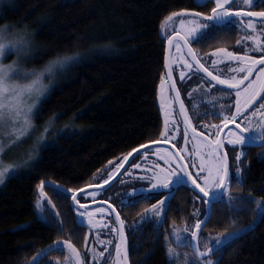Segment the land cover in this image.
Listing matches in <instances>:
<instances>
[{
	"label": "trees",
	"instance_id": "16d2710c",
	"mask_svg": "<svg viewBox=\"0 0 264 264\" xmlns=\"http://www.w3.org/2000/svg\"><path fill=\"white\" fill-rule=\"evenodd\" d=\"M212 7V0L202 4L196 0H12L2 7L0 19L28 23L35 30L42 45L36 60L64 47L82 53L96 49V53L73 65L41 103L36 124L41 127L55 120L54 134L32 168L11 176L0 189V264L30 260L34 253L65 239L84 251L88 230L77 225L71 196L50 193L63 225L58 230L49 214L50 224L38 218L37 184L45 181L84 189L94 185V177L110 162L124 158L133 148L161 141L157 96L161 76H166L167 44L160 26L170 12L191 9L209 14ZM216 36L214 43H201L206 45L204 52L232 48L237 31L226 27ZM62 128L66 131L60 132ZM262 154L264 147L249 152L242 180L232 182L230 195L264 200ZM161 195L127 206L112 205L121 219L132 221ZM196 195L192 186L174 190L164 222L159 226L149 222L130 237V264H169L170 229L190 221ZM258 211L250 200L243 202L242 210L226 202L211 205L204 232L244 229L221 253H215L218 264H264V209ZM56 255L63 253L51 251L39 264H51Z\"/></svg>",
	"mask_w": 264,
	"mask_h": 264
},
{
	"label": "snow or ice",
	"instance_id": "6c2138e0",
	"mask_svg": "<svg viewBox=\"0 0 264 264\" xmlns=\"http://www.w3.org/2000/svg\"><path fill=\"white\" fill-rule=\"evenodd\" d=\"M254 0H243L244 5H252ZM193 10L191 9H180V13H188ZM197 16L206 17V22L201 23L198 20H190L187 23L189 27H184L186 21L180 20V27L172 32L171 35L167 37L168 42L171 44L176 39L175 47L177 50L184 49L186 52L184 55L190 58L194 62L195 66L199 69H203L208 76L212 78L213 81H218L220 85H228V93L232 91L235 92V110L228 108L226 111H213L211 115L215 117H222L219 124L204 125L206 129L209 130L210 136L205 138L204 132H198L197 127H192L191 121L188 118L187 112L184 111L183 102L179 99V93L177 92L176 83L170 84V90L176 93L174 99L180 103V111L184 117L185 125V137L187 138V130L190 128L192 133V138L194 141L193 148L196 157L199 158V164L193 162L189 165L185 161V157L177 153L162 152L159 153V159L163 163H156L154 167L149 169L148 175L135 174V178L139 180L148 181L147 189L144 187H138L135 189H130L129 192L139 194L137 200L140 198L150 199L159 192H164L165 195H161L158 200L153 204H149L147 209H142L143 215L140 217L142 221H147L149 219V213H151L156 219V224L159 226L164 222L168 206L171 202V196L174 194V190L180 186L191 187L194 186L193 190L198 189L196 199L202 200L206 205L203 213V222L206 223L207 219L211 214V205L217 202H226L231 207L236 210H242V205L245 200L254 201L257 207H264V200L256 199L251 196H236L233 197L229 194V181L235 179L236 182H241L240 168L235 169V173L230 175V168L228 165V154L226 152L222 153L221 149L224 147L222 143V137L220 135L221 126L229 123H235L238 117L244 113L242 119L245 121L244 126L241 124H236L235 129L229 130L228 144L233 145V151L235 157L239 160L240 156L243 154L241 150H237L235 146H242L246 148L249 143L260 141L264 142V67H261L259 71L255 74L254 79H250L253 68H255L261 62H264V55H248V49L246 48L243 53L229 51L227 48L218 47L212 49L213 54H222L225 60L238 61V66L236 71L241 73V75H232L229 78H222L220 75H213L211 71L198 58V53L193 48V44L200 43L205 40H210L213 36L214 31L220 27L230 26L236 21L244 16L251 17H264V9L260 11L246 12L244 8H233L229 3V0H215V6L211 9V14L207 13H197ZM175 12H170L164 17L165 21L170 18L175 17ZM246 27L253 29L255 31L254 22L251 19L246 21ZM247 39L253 41L255 47L258 51L264 52V41H261L258 36L252 35L247 37ZM72 56H77L78 53L71 54ZM213 63H216L213 60ZM169 66V58L167 49L165 50V67ZM192 65L186 59L184 60V67L189 68ZM168 80H172V71L168 72ZM180 76H184V72H180ZM32 87V85L21 86L16 88L11 94L6 95V90L0 89V129L9 128L11 132L16 135H22L31 126V114L33 104H29L25 101L26 92ZM257 96L260 97V109L257 110L255 107L250 109L249 112L245 113V109L252 104L253 100H256ZM160 108L165 116V128L172 119L170 111L166 110V106L170 107V101L167 98L165 91V79L161 76L160 89ZM207 115L208 113H204ZM253 117L257 119L254 120ZM215 129V131H212ZM46 131V129H45ZM66 129H60V132H64ZM161 136L164 135L162 131ZM7 135V133H6ZM38 140H43V134L37 137ZM11 143V138L9 139ZM139 147H143L142 145ZM5 149V145L0 141V153ZM207 149V151L202 150ZM136 149L133 148L131 152L124 154V159L135 152ZM139 155V153H137ZM264 155V154H262ZM144 156H148L147 150L144 152ZM32 158V148L27 150L26 155L23 159L17 160L16 163H3L0 160V181L5 179V174L9 170H15L19 167H26L28 165V160ZM143 164H132L131 169L142 168ZM190 168H194L195 172L191 171ZM130 169V171H131ZM118 170V169H117ZM115 175V171L109 174L108 178L101 179L100 184L106 185L108 181L112 179ZM50 187L55 195L61 198H67L71 196L72 201L75 205L79 206L78 213L76 215V223L78 226H85V220L88 225L94 224L93 213L94 212H104L105 209L87 207V200L85 197H90L94 199L97 192L100 191L99 188L92 190L90 192L83 191L81 188L65 189L58 184L52 182L40 181L37 184V189L39 190V197L36 200V208L41 210L38 212V218L46 223H51L48 217L43 215V209L51 205L48 209L51 220L56 221V227L61 230L63 225L57 219L59 213H54L52 209L55 205L52 203L50 198L47 199V203H42V199L47 197V193L44 192V186ZM79 194V198H78ZM202 194V195H201ZM137 200L129 198L126 193L121 200L122 206H127L129 203H136ZM84 201V202H82ZM233 201H240L241 203L235 204ZM105 204L108 203L107 200L104 201ZM115 211V207L112 208ZM114 224L118 223L119 228L113 227L112 231L118 233V239L115 240V256L109 257V264H128L127 249L125 244V232H124V220L121 219L120 213L116 212ZM201 219L195 220V225L191 231V237L189 238L185 235L189 229L186 227L182 231L173 227L172 238L174 243L179 246H187L194 249V254L197 257L196 261H190L188 259V254H183L184 258L181 259L179 253L172 247L171 243L167 244V255L169 259V264H200V258L205 254L211 257L212 253H221L224 246L236 237L237 231L243 232L244 229L234 230L233 232H228L224 229L222 232L215 234L216 238L212 241L211 245L205 242L203 250L196 245L195 241L197 238L196 228L201 226ZM250 226H245L249 228ZM87 237V233L85 234ZM167 242V236L165 237ZM112 243V241H109ZM67 249V256L65 258V264H82L81 254L78 251L76 245L72 243L71 240L65 239L61 242H55L52 245L39 250L38 253H34L30 260L19 261V264H39V260L42 256L47 254L52 250H63ZM203 264H218L217 261L212 259H204Z\"/></svg>",
	"mask_w": 264,
	"mask_h": 264
},
{
	"label": "rangeland",
	"instance_id": "374dc122",
	"mask_svg": "<svg viewBox=\"0 0 264 264\" xmlns=\"http://www.w3.org/2000/svg\"><path fill=\"white\" fill-rule=\"evenodd\" d=\"M11 1L12 0H0V12H1L2 7L5 4L10 3ZM196 1L202 4V3L207 2L208 0H196ZM229 3L231 4L233 8H244L246 12L260 11L264 9V0H254V3L252 5H247V6L243 4V0H229ZM212 4L214 7L215 0H212ZM197 13L199 12H196V11H191L188 13L177 12L175 17L170 18L168 21L164 20L160 26V36L164 39L165 43L166 44L169 43L167 40V37L171 35L173 31H175L177 28L180 27L181 19L186 21L184 25L185 28L190 26L187 23V21H190V20H198L201 23L206 22V17L197 16L196 15ZM210 14L211 12L209 13V15ZM248 19L253 20L255 31H253V29H249L246 27V21ZM227 27L237 31V39H236V42L232 44L233 45L232 48L231 47L230 48L224 47V48H227L229 51L240 52V53H243L245 49L247 48L248 55L250 56L251 55H264V52H260L257 50L253 41L247 39V37L249 36L256 35L259 37L261 41H264V17L244 16L238 19L236 23L230 26H227ZM206 41L207 40H205L204 42ZM176 42L173 44V47H172L171 63H172V71H173L174 76L176 77V81L178 84L177 87H179V93H180V96H181V99L184 105V111L187 112V115H188L189 120L191 121L192 127H197L198 132H204L205 138H208L210 136V132L208 129L204 127V125L219 124L220 120L222 119V117H215L211 115V113L213 111L222 110V106H223V110L225 111L228 108L234 111L235 110V99H236L235 92H231V93L221 92L217 90L215 87H213L207 81L203 79L201 80L197 76H195L193 65L191 61L189 60V57L184 55L186 50L184 49L177 50L175 47ZM202 42L193 44V46L195 47L194 49L198 48L199 50L204 51L203 48L206 45L205 46L203 44L201 45ZM211 50L209 49L206 52L209 53L211 52ZM95 53H96V49L95 50L90 49V51L87 53L80 52L81 54L80 58L74 65H76L77 63L85 59V57L87 56L90 57L91 54H95ZM205 56L207 57V55ZM211 56H214V60L216 61V63L208 62L206 61V59L204 60L201 56H200V59H201V62L213 73V75H220L222 78H229L232 75H237V76L241 75V73L236 71V68L239 63L238 61L225 60L223 58V55L219 53L213 54L212 52ZM186 59L192 65L189 68L184 67V60ZM211 66H213L214 68L213 69L210 68ZM182 71L184 72L183 77L180 76V72ZM164 79H165V91L167 94V98L170 101V107L166 106V110L170 111L172 119L168 125V128L166 129L165 128V116L160 108L162 122H163L162 131L164 132V135L161 136V142L174 145L179 150L180 154L185 157V162H187L189 165H191L193 162H195L196 164H199L198 157H196L195 160L193 159L195 157V151L193 148L194 141L192 138V134L187 130V138L185 137V127L181 120L179 110L177 107V103H176V100L174 99L173 92L170 90V85H169L167 76H164ZM54 87L51 88L43 96H41L39 100L37 101V103L33 105L32 114H31V126L28 128L26 132H24L22 135L16 136L11 132V129L9 128L0 129V141H2L5 145L4 151L0 153V160H2L3 163L5 164L16 163L17 160L24 158L29 148H32V158L28 160L29 166H26V167L22 166L15 170H9V172L5 174V179L3 181H0V189L3 187L5 181L11 176L21 175L22 173L29 171L32 168L33 163L36 161V159H38V156L41 150L44 147H46L48 142L51 140L50 134L51 135L54 134L55 120L48 121L41 127L37 126L35 120H36V115L40 108L41 103L50 95ZM159 89H160V85H159ZM159 89H158L157 99H158V104L160 107L161 101L159 98ZM254 107L255 109L259 110L260 104L259 103L254 104V100H253L252 104H250L248 108L245 109V113L249 112V110L253 109ZM204 113H208V114L205 115ZM243 116H244V113L241 114V117L237 118L235 123L236 124L238 123L244 126L245 121L242 119ZM253 119L256 120L257 118L253 117ZM226 125L221 126V131ZM212 131H215V129H212ZM41 134H43L44 139L38 140L37 137H39ZM228 136H229V131L225 135L224 144H225L226 152L230 160L229 161L230 175L235 173L236 168H240L241 169L240 177L242 180V173L245 168V164L243 161L244 147L235 146L237 150H241L243 152L239 160H237L235 157V153L233 151L234 146L228 144V139H227ZM10 138H11V143H9ZM203 151H207V149H203L202 154H203ZM162 152L173 153L167 147L153 148L150 151H148L147 157H145L144 153H142L141 156L137 157L132 162V164H143L142 168L131 169V165H132L131 164L128 167V169L125 171L124 175L117 181V183L114 186H112L111 190L98 191L94 199L90 197H85V200H87V204L107 200L110 204H114L115 206L119 207L121 205V200L123 199L126 193L129 195L130 199L137 200V197L139 196V194L137 193L134 195L133 193H130L129 190L135 189L138 187H144L145 189H147L148 181L136 179L135 174L148 175L149 169L151 167H154L156 163L162 164L163 161L159 159V153H162ZM125 161L126 159L121 158L119 160L112 161L108 165H106L94 177V185H101L100 180L101 179L106 180L109 174L112 173L113 171H115V175H116L119 172L122 165L125 163ZM190 170L195 172L194 168H190ZM115 175H113L112 178ZM233 181L236 182L235 179H231L229 181L228 192H230L229 190H230V187ZM236 183H240V182H236ZM44 192L47 193V197L43 198L41 202L46 204L47 199L48 198L51 199L50 193L53 191L50 187H47L45 185ZM161 194L165 195L164 192H159L158 194L154 195L150 199L140 198L137 200V202L142 201V200L144 201L153 200L155 198H158L159 195ZM38 197H39V190L37 192L36 200ZM194 201H195V205H194L193 213L191 216L192 218L190 219V221L180 226H172L169 232V236H170L169 243H171L172 247L176 250V252L180 254L181 259L184 258L183 254L187 253L188 259L193 262L196 261L197 259V257L194 254V249L191 247H187V246L178 247L174 243L173 238H172L173 227L181 231L187 227L189 231L185 235H187L190 238L191 231L195 225V220L201 219L202 221L201 226L195 229L197 232V238H196L195 243L201 249V251L203 250L205 242L211 245L212 241L216 238L215 233L214 234L208 233L202 230V226L204 224L203 213L206 208V205L204 204L202 200L195 198ZM129 204H133V203H129ZM49 208H51V205H48L47 208L42 210L43 215L45 217H47V215L49 214V211H48ZM95 208L105 209V211L102 213L101 212L93 213V219H94L93 225H88L87 221L85 220V227L88 230V235H87L84 251H81L79 249L78 251L81 254L82 264H109V257L115 256V240L118 239V233L113 232L112 229L113 227H116V228L118 227L116 224L113 223L115 220L113 218L111 211L108 208L103 207V206H99ZM263 209H264L263 207H259L258 212L261 214L263 212ZM39 211L41 210L37 209V213ZM52 211L54 213H57L55 208L52 209ZM77 213H78V210H76V215ZM142 215H143V212L140 213V215H138L137 218L132 221L128 220L125 217L122 218L124 220V231L126 235L128 251H129L130 237L134 235V233L139 228L143 227V225L149 222H151L154 225H157L156 224L157 218H155L151 213H149V219L147 221L141 220L140 217ZM240 233L242 232L237 231L236 236H238ZM109 241H112V243H109ZM60 242L62 243V241ZM52 251L62 252L63 256L60 257L59 255H56V257H54L51 260V264H65V258L67 256V249L66 248L63 250L54 249ZM47 254L42 256L40 260L43 259ZM214 255H215V252L211 254V257H209L208 254H205L203 257L200 258V264H203L204 259L210 258L213 261H215ZM128 256H129V253H128Z\"/></svg>",
	"mask_w": 264,
	"mask_h": 264
},
{
	"label": "clouds",
	"instance_id": "9594fccd",
	"mask_svg": "<svg viewBox=\"0 0 264 264\" xmlns=\"http://www.w3.org/2000/svg\"><path fill=\"white\" fill-rule=\"evenodd\" d=\"M42 45L28 23L0 19V89L11 94L16 88L32 85L25 101L36 104L78 61L80 52L69 47L34 59ZM78 53L77 56L71 54Z\"/></svg>",
	"mask_w": 264,
	"mask_h": 264
},
{
	"label": "water",
	"instance_id": "95a60500",
	"mask_svg": "<svg viewBox=\"0 0 264 264\" xmlns=\"http://www.w3.org/2000/svg\"><path fill=\"white\" fill-rule=\"evenodd\" d=\"M176 42V39L174 38L173 42L170 44L168 43L166 45V49H167V53H168V58H169V66L166 67V76H167V79H168V72L171 70L172 71V63H171V56H172V47H173V44ZM192 63L194 64V62L192 61ZM195 66V64H194ZM261 67H264V62H261L260 64H258L255 68H253V71H252V74L250 75V79H253L254 75L256 74V72L261 68ZM195 68L203 75V77H205L207 80H209L213 85L217 86L218 88L224 90V91H227L228 92V89H229V86L228 85H220L218 81H213L212 78L210 76L207 75V73H205L203 71V69H199L197 66H195ZM169 85L171 83H176L175 81V78H174V75H173V71H172V80L169 81ZM176 87H177V84H176ZM177 92L179 93V90H178V87H177ZM234 92V91H232ZM173 95L174 97L176 96V93L173 92ZM262 95H264V93H262ZM179 99L180 101H182L181 99V96H180V93H179ZM176 100V99H175ZM260 100V97L257 96L255 102H258ZM176 103H177V107H178V110H179V114H180V117H181V120L183 122V125H184V117L183 115L181 114V111H180V103L177 102L176 100ZM185 127V125H184ZM236 127V124L235 123H230L228 125H226L220 135L221 137L223 138L222 139V143L224 145V147L221 149V152L224 153L226 152L225 150V144H224V138H225V135L226 133L230 130V129H235ZM188 131L191 133V129L189 128ZM250 144H253V145H258V146H263L264 145V142H260V141H255V142H251ZM156 147H167L168 149H170L173 153H177L179 150L172 144H169V143H165V142H156V143H152V144H149V145H145L139 149H137L135 152H133L130 156H128V158L126 159L125 163L123 164V166L120 168L119 172L108 182V184L106 185H92V186H89V187H86L84 189H82L83 191H86V192H90L92 190H95L97 188L101 190H105L109 187H111L112 185H114L125 173V171L127 170V168L132 164V162L134 161V159L139 156L140 154H142L143 152H145V150H150V149H153V148H156ZM137 153H139V155H137ZM180 154V152H179ZM181 155V154H180ZM185 162V161H184ZM228 165H229V161H228ZM192 188H194V186H192ZM197 193H198V189L195 190ZM202 195V194H201ZM78 198H79V194H78ZM71 203L73 205V207L78 210L79 206L75 205L74 202L72 201L71 199ZM99 206H103V207H106L108 208L111 213L113 214L114 218L116 217V212H118L115 208V211H112V208L114 207L112 204H110L109 202L107 204L104 203V201H98V202H94V203H90V204H87V207H89L90 209L91 208H95V207H99ZM117 226L118 228L120 227V225L117 223ZM124 227V226H123ZM125 232V231H124ZM125 238H126V235H125ZM125 244H126V249H127V258H128V264H130L129 262V257H128V248H127V241L125 240Z\"/></svg>",
	"mask_w": 264,
	"mask_h": 264
},
{
	"label": "flooded vegetation",
	"instance_id": "af4514ba",
	"mask_svg": "<svg viewBox=\"0 0 264 264\" xmlns=\"http://www.w3.org/2000/svg\"><path fill=\"white\" fill-rule=\"evenodd\" d=\"M226 27H222V28H217L215 31H214V33H213V36H212V38L210 39V40H207L208 41V43L209 42H211V43H214L216 40H217V36H216V33H218L219 31H221V30H223V29H225ZM193 48H195L194 46H193ZM196 50V52L198 53V58L200 59V56L205 60L206 59V61H208V62H212L213 63V60H214V56H211V53H212V50H211V52H204V51H201V50H199L198 48H196L195 49ZM205 55H207V57L205 56ZM189 60H190V58H189ZM201 60V59H200ZM191 61V60H190ZM191 63H192V61H191ZM202 63V62H201ZM192 65H193V69H194V72H195V76H197L199 79H203V80H205V81H207L208 83H210L213 87H215L217 90H219V91H221V92H227V91H224V90H222V89H220V88H218L217 86H215V85H213L209 80H207L205 77H203V75L195 68V66H194V64L192 63ZM206 67V66H205ZM210 68H214L213 66H211ZM210 71V70H209ZM259 71V70H258ZM257 71V72H258ZM256 72V73H257ZM174 75V74H173ZM174 78H175V81H176V77L174 76ZM255 78V75H254V77H253V79ZM176 84H177V81H176ZM177 86H178V84H177ZM178 90H179V87H178ZM260 101V100H259ZM259 101L258 102H255V100H254V104H258L259 103ZM191 114H192V112H191ZM190 114V115H191ZM236 124V123H235ZM238 124V123H237ZM242 126V125H241ZM243 127V126H242ZM231 130V129H230ZM192 134V133H191ZM160 142V141H159ZM264 147V145L263 146H258V145H253V144H248V146L246 147V148H244V158H243V161H244V164H245V158H246V156L249 154V152L250 151H252V152H254V151H256V149H258V148H263ZM256 148V149H255ZM151 150V149H150ZM225 150H226V147H225ZM149 151V150H148ZM227 153V152H226ZM228 161H230L229 160V156H228ZM117 183V182H116ZM115 183V184H116Z\"/></svg>",
	"mask_w": 264,
	"mask_h": 264
},
{
	"label": "bare ground",
	"instance_id": "6f19581e",
	"mask_svg": "<svg viewBox=\"0 0 264 264\" xmlns=\"http://www.w3.org/2000/svg\"><path fill=\"white\" fill-rule=\"evenodd\" d=\"M144 153V152H143ZM123 166V165H122ZM128 169V168H127ZM113 186V185H112ZM72 204V203H71ZM73 206V205H72ZM74 208V207H73ZM75 209V208H74ZM76 210V209H75Z\"/></svg>",
	"mask_w": 264,
	"mask_h": 264
}]
</instances>
